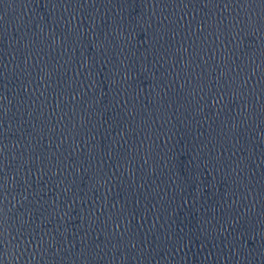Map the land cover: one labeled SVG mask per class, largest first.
<instances>
[{
  "label": "water",
  "instance_id": "water-1",
  "mask_svg": "<svg viewBox=\"0 0 264 264\" xmlns=\"http://www.w3.org/2000/svg\"><path fill=\"white\" fill-rule=\"evenodd\" d=\"M0 264H264V137L142 0H0Z\"/></svg>",
  "mask_w": 264,
  "mask_h": 264
}]
</instances>
